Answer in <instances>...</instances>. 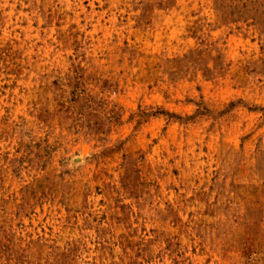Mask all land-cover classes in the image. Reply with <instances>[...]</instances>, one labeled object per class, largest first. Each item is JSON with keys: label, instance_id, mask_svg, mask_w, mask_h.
I'll list each match as a JSON object with an SVG mask.
<instances>
[{"label": "rangeland", "instance_id": "rangeland-1", "mask_svg": "<svg viewBox=\"0 0 264 264\" xmlns=\"http://www.w3.org/2000/svg\"><path fill=\"white\" fill-rule=\"evenodd\" d=\"M0 264H264V0H0Z\"/></svg>", "mask_w": 264, "mask_h": 264}]
</instances>
